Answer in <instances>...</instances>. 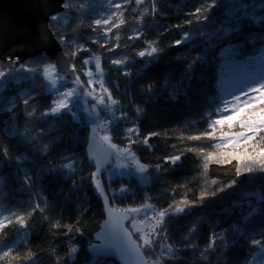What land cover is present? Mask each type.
I'll list each match as a JSON object with an SVG mask.
<instances>
[{
	"label": "trees",
	"instance_id": "1",
	"mask_svg": "<svg viewBox=\"0 0 264 264\" xmlns=\"http://www.w3.org/2000/svg\"><path fill=\"white\" fill-rule=\"evenodd\" d=\"M88 2L89 0H71L72 7L61 13L67 23H64V20L50 21V27L56 37L64 33L74 38L76 45H84L85 48L91 49L90 52H79L73 61L76 64L77 73L82 79L87 78L84 71L89 65H83L82 61L95 53L101 58L105 86L112 92L113 99L120 102L122 110L128 111L130 118L134 115V107L144 110V115L139 120L140 136L149 132H158L159 135L152 137L149 141L154 145L151 152L139 145L132 146L141 163L154 165L158 162L162 163L160 158L165 155L185 152L175 167L169 168L168 172H161L159 177L153 168H149L147 174L152 180L147 184L142 183L134 175L135 169L130 170L129 176L114 175L109 178L110 173L118 172L114 157L107 166L101 167L97 178L105 185L112 205L119 209L136 207L146 197H151L148 202L160 208H166L173 200L176 202L194 201L195 206L186 210L185 214L167 219L169 230L167 242L174 245L179 244V238L188 236L190 226L196 224L197 231L189 236L188 240L196 244L197 249H185L174 262L166 260L164 264H207L199 258V251L203 250L207 244L209 233L212 231L219 233L222 229H228L233 222L239 221L241 215L248 210L247 201L255 203V198L245 196V193H259L264 187V176L256 174L253 180H249L247 175L237 178L235 175L236 161L234 160L224 164L210 162L205 175L200 148H204L205 152L231 150L214 149L209 146L221 143L219 139L221 126H217V140L215 141L204 138L191 140L188 137L200 136L205 131H212L207 124L219 118L214 110L220 101H230L231 94H235L239 87L244 86L245 81L254 78L253 74L257 75V72L241 73L240 68L249 65L253 66L252 69L256 71L254 66L262 67L260 64L264 62V50L259 45L249 46L243 56L232 57L224 51L231 42L244 40L246 34L255 35L257 29L252 26L250 20H245L242 33L233 34L228 38H221L220 33L215 36L210 35L220 24L225 22L234 24V21L229 19V10L234 6L231 0H224L223 3L213 8L209 14L210 23L200 25L196 24V16L191 13H194L196 7L206 6L211 0H156L158 11L154 17L151 14L152 0H143L139 8L136 7L135 0H132L131 4L125 6L127 11L124 12L123 19L126 23L119 29H113L109 34L110 42L101 48L99 43H94L90 39L96 33L91 27L94 17L91 9L87 7ZM244 2L250 5L249 12L251 13V4L255 3V0H244ZM77 6H80L79 11ZM144 8H147L148 12L144 16L143 33L137 39L134 33L139 32L141 26L137 24L136 17ZM65 12L67 15H64ZM203 14L208 13L201 15ZM189 19L193 20L192 25L185 23ZM175 25H181V27L176 28ZM78 26H80L79 31H74ZM197 28L201 33L200 36L192 37L188 44L170 46L175 40L182 39L184 32H192ZM99 30L97 27L96 31L99 32ZM259 31L264 32V28ZM117 33H119L120 47L109 53L106 49L116 43ZM145 40L154 41V46L160 50L146 68L144 64L150 58H141L136 55V52L147 46ZM209 44H211L213 54L209 55L204 62L196 63L192 69L194 78L189 82L186 79L185 64L193 60L197 54L208 52ZM61 45L69 57L75 51L73 45ZM124 57L130 58L129 63L132 67L129 70L133 72L131 77L123 76L120 68L111 63V59H123ZM49 60L47 55H42L25 61L24 63L29 66L41 67L32 73H22L28 75L30 79L22 80L18 84L12 81L9 90L5 93L8 98L15 100L14 113L17 118L12 123L16 125L20 133H24L26 129H34V127L45 131L36 135L31 144L22 143L19 138L8 135L7 118L5 115H0V147H7L9 157L24 153V159L19 168L14 163H6L0 171V205L10 207L17 212V215L23 214L27 218V213L32 206L31 198L34 197L45 211L34 213L28 220L27 229H22L15 223L6 225L0 230V240L7 242L14 239L20 240V243L13 248L12 255L18 254L22 258L31 250L36 253L35 264H91L93 255L88 246L93 243L94 236L105 221L102 200L95 191V182L90 179V173L95 171V167L90 165L87 157L88 145L93 140L91 124L86 116L76 109L74 111H77L82 118L79 121L73 120L68 114L63 115L62 118L41 117V113L51 106L53 99L52 94L46 90V81L42 76V65ZM90 67L95 68L94 63ZM137 68L143 69L139 77L136 72ZM164 80L169 82L167 89L162 83ZM148 84L157 86L151 95H145L141 91ZM125 90L129 95L123 94ZM170 91L176 92L175 99L169 95ZM26 92L35 97V100L29 101L30 104L37 105L36 112L32 116H27L22 103V100L26 98ZM209 111L212 112L211 115ZM225 114H231V110ZM126 126L130 127L131 124ZM222 130L236 132L242 129L238 125L231 129L224 125ZM260 135L264 133H260L254 143L259 142ZM111 136L114 144L121 148L127 146V140L119 132L113 131ZM44 144H48L47 155L52 157L50 161L33 151L37 147L42 150ZM172 145L176 147L173 148ZM186 149L194 151H185ZM61 154L74 157L77 161L74 165L76 172L72 178L65 176L54 179L50 176L32 184L29 190V186L24 182L26 174L34 179L45 163L50 166L62 163ZM164 167L169 166L164 165ZM82 169L83 175H81ZM72 179L77 182L76 188H73ZM233 179L237 180L236 186L223 192L217 191ZM122 185H127L135 195L114 199L111 191ZM202 191L217 194L209 195L201 202L198 198ZM42 196L47 199V206L40 199ZM238 202L240 206H234ZM81 207L87 210L78 213L77 210ZM44 216L48 219L45 220ZM56 219H59L61 224L80 221L76 226L83 229V235L78 236L74 241L80 246L79 252L75 254L74 262L68 259V238L61 235L66 229L51 227ZM262 226H264V215H257L245 227L250 237L260 238L257 233ZM127 228L139 241V234L133 230L130 223L127 224ZM25 232L27 235H23ZM226 235L230 241H237V244L231 247L230 256L248 255L249 245L245 237L234 236L231 232ZM82 244L87 245V248H82ZM222 250L218 242L217 252ZM83 252H85V257L81 258ZM143 252L148 258L157 259L158 249ZM102 259L104 264H118L116 260L109 257ZM209 259L212 260V264H216L213 257L210 256ZM0 264L4 262L0 261ZM14 264H16L15 261ZM19 264H23L22 259ZM253 264L256 262L254 261Z\"/></svg>",
	"mask_w": 264,
	"mask_h": 264
},
{
	"label": "snow or ice",
	"instance_id": "2",
	"mask_svg": "<svg viewBox=\"0 0 264 264\" xmlns=\"http://www.w3.org/2000/svg\"><path fill=\"white\" fill-rule=\"evenodd\" d=\"M224 0H211L206 6L196 7L194 13L191 15L196 16V24H208L210 23L209 14L211 10ZM110 8L112 9L106 16L95 19L92 21L91 27L96 35L92 38V42L99 43L100 47L103 48L105 44L110 42L109 34L112 33L113 29H119L121 25H124L126 21L123 19L124 12L127 11L125 7L132 3V0H108ZM143 3V0H135L136 7L139 8ZM233 7L229 10V19L234 21L233 23L225 22L220 24L216 29L212 31L210 35L215 36L217 33L221 34V38H228L233 34L242 33L244 24L243 21L250 20L252 26L257 29L255 35L246 34V38L240 41H234L229 44V46L224 49L230 56H243L246 49L249 46L259 45L262 50H264V32H260L259 29L264 28V0H255V3L251 4L252 11L249 12L250 5L245 3L244 0H231ZM72 7L71 0H62L60 8L68 10ZM77 10H80V6H77ZM135 11V9H133ZM158 8L156 5V0H152V11L151 14L154 17L157 14ZM148 12L147 8H144L139 15L136 17V22L141 26L139 32H135V38H140L143 33V21L144 16ZM202 13H208L203 14ZM239 13V15H237ZM67 15V12L64 13ZM49 20L51 22H58L64 20V16L60 12H56L49 15ZM67 23V20H64ZM186 24L192 25L193 20L189 19L185 21ZM79 27L74 31H79ZM97 27H99V32H97ZM176 28H180L181 25H175ZM67 31V30H65ZM201 33L199 28L192 32H184L182 34V39H177L170 46H179L182 44H188L192 37L200 36ZM209 35V34H205ZM61 44L68 46H75V51L69 54L65 52L63 58L66 62L65 74H61L57 70V64L55 63H44L42 65L44 78L48 81L46 85L47 90L52 94L53 99L51 100V106L41 113V117H57L62 118L63 115L68 114L73 120L79 121L82 118L74 109L79 104L82 97L91 96L95 103L92 104L89 110V120L92 123V133L93 141L96 140L97 134L103 132L104 135L101 139L107 142L110 150L116 153V159L119 160L121 157L130 158L134 161L135 171L140 174V180L142 183H150L152 178L147 174L149 168H153L155 172L159 174L161 172H168L169 168L175 167L178 162L181 161L182 156L185 152L182 151L177 155H165L162 158V163L158 162L154 165L140 163L139 158L136 156L135 151H133V145H139L146 148L148 151H152L154 145L149 141L152 137L158 136V132H149L144 136H140V126L139 120L144 115V110L140 107H134V115L130 118L128 111L122 110L120 107V102L113 99L112 92L105 86L104 74L101 69L100 56L93 53L87 59L82 61V64L87 66L94 62V67L96 73L94 74L91 69L84 71V75L87 77V85L84 81L80 79V74L76 71V64L73 62L79 52H90L91 49L85 48L84 45H76L75 39L70 38L64 33H60L56 37ZM43 39V35L41 37ZM133 39V37H129ZM116 43L111 47L106 49L107 52L111 53L115 48L120 47L119 33L115 37ZM147 45L143 50L136 52V55L145 58H150L144 64V68L148 66L155 56L159 53V49L154 46V41L145 40ZM213 54L211 50V44H209V51L203 54H197L195 58L185 64L187 70L186 79L190 82L194 77L192 74V69L195 67L197 62H204L209 55ZM111 59V58H110ZM130 58L124 57L123 59H111V63L118 66L123 76L131 77L133 72L129 69L132 67L129 63ZM38 67H32L21 61L18 55L6 56L2 61H0V115H5L7 118L6 130L8 135L15 136L21 140L22 143L31 144L35 139L36 135L43 133L45 130L42 128L26 129L24 133H20L18 128L12 121L17 117L14 113L16 108L15 100L8 98L5 93L9 90L11 82L15 81L17 84L26 79H30L28 75H23L22 73H32L38 70ZM143 69L137 68L136 72L139 75L142 73ZM68 73L71 74L69 77ZM98 77V79H97ZM70 81L72 87H68L64 82ZM163 85L165 89L168 86V80H164ZM96 84L99 85V92L96 90ZM157 86L153 84H148L141 91L145 95H151ZM89 88L92 90L89 91ZM118 88V86H117ZM35 91V89H33ZM250 93L252 95H250ZM124 95H129L127 90L123 93ZM169 95L175 99L176 92L170 91ZM26 98L22 100L25 106V111L27 116H32L37 109L35 103L30 104V100H35V97L31 93H25ZM241 97H244L242 100ZM30 109V110H29ZM231 110V114H225ZM215 114L219 118L209 122L207 127L211 128L212 131H205L200 136H191L188 139L200 140L202 138L208 139L210 141L217 140V126H221L219 131V139L223 141L222 143H214L209 145L214 149H231L230 151H213L205 152L204 148H200L199 152L202 156V167L205 170V175L207 174V169L209 163L215 161L219 164L231 163L233 160L236 161L235 175L237 178L247 175L249 180L256 178V174H261L264 176V135H260L259 142L254 143L257 136L260 133H264V78L260 81L255 82V86L249 85L246 89L239 90L238 94H231V100H221L220 103L215 108ZM103 113V116H101ZM212 112L209 111V115ZM127 124H131L127 127ZM227 125L229 129L238 125L241 131H228L222 130L223 126ZM117 131L122 134L127 140L126 147H119L117 144L112 143L111 133ZM175 148V145H172ZM41 156H44L47 161L52 159L48 156V144H44L41 148L37 147L33 149ZM185 151H194L193 149H186ZM24 159V153L21 152L15 157H9L7 147H0V171L6 163H14L17 168H19L20 163ZM62 163H58L56 166H50L45 163V166L40 169L35 178L26 174L25 184L30 186L38 181H43L48 177L61 178L69 177L72 178L73 174L76 172V167L74 165L77 163L74 157L61 154ZM88 161L91 166L95 167V171L90 173V179L95 182V188L98 192L103 194V199L105 202L109 199V193L105 192L100 180L97 178L100 173V161L95 155H90ZM164 165H168L165 168ZM119 168L127 167V165L120 164ZM66 170V171H65ZM127 173H117L113 171L109 174V178L114 175H125ZM81 175H83V169L81 170ZM216 183V181H213ZM73 188L77 187V182L72 179ZM237 185V180L233 179L230 183H227L223 187L219 188L218 192L226 191L229 188H233ZM173 193L175 190H172ZM217 193H208L202 191L199 196V200L203 202L204 198L211 195L215 196ZM112 197L115 199L126 198L129 196H134L135 193L131 192V189L127 185H122L118 189L111 191ZM245 196L254 197L255 203L252 201H247L248 210L241 215L239 221L233 222L228 229H222L221 232L217 233L212 231L209 233L208 241L203 250L199 251V258L207 264H212V260L209 257H213L216 264H264V226L261 227L257 233L260 238L250 237V234L246 230V225H248L252 219L257 215H264V187L261 188L259 193L247 192ZM32 199V206L30 211L27 213V218L23 214L17 215V212L5 205H0V230H2L6 225H12L13 223L18 224L20 228L27 229L29 227L28 220L31 219L34 213L39 211L44 213L45 209L41 207L39 201L34 197ZM45 206H47V199L41 197ZM151 197H146L143 202H141L136 207H130L120 210L123 215L117 219H112L106 221V224L111 223L114 232H123L129 239L133 235L132 232L127 231L124 228L123 220H129L130 225L135 229L136 233L139 234V241L135 243V247L141 253L144 250H156L158 249L157 259L151 261H143V264H164L166 260H172L173 262L180 257L181 253L185 249H197V245L188 240L189 236L197 231V225L193 224L188 230V236H181L179 238L180 243L174 245L169 243L168 235L169 230L167 227V219L169 217H176L181 214H185L186 210L195 206L194 201L182 200L176 202L173 200L166 208L157 207L155 204L148 202ZM234 206H240L239 202ZM87 209L84 207L79 208L78 213L84 212ZM111 213V209H109ZM6 213V214H5ZM144 213L143 217L140 218V214ZM44 219H48L44 216ZM6 222V223H5ZM80 223L79 220L70 224H61L59 219L55 220V223L51 225L53 228H64L66 229L61 233L64 237L68 238L69 241V251L68 259L74 262L75 254L80 250V246L76 241L78 236L83 235V229L76 226ZM137 224L140 227H137ZM231 232L232 235L238 237H245L249 245L248 255L242 257H233L229 255L231 247L237 244V241L231 240L226 235ZM23 235H27L25 232ZM99 235V234H98ZM23 238V237H22ZM222 247V251L217 252V247ZM20 243V240H12L7 242L5 240H0V261L4 264H19L20 260H23V264H35L36 253L28 251V253L20 258L17 254L13 256V248L16 244ZM92 250L93 259L91 264H104L102 257L109 255L110 253L103 248V246H88ZM6 249V250H5ZM55 252V249H53ZM251 257V258H249Z\"/></svg>",
	"mask_w": 264,
	"mask_h": 264
},
{
	"label": "water",
	"instance_id": "3",
	"mask_svg": "<svg viewBox=\"0 0 264 264\" xmlns=\"http://www.w3.org/2000/svg\"><path fill=\"white\" fill-rule=\"evenodd\" d=\"M61 3L62 0H0V61L9 55L20 56L22 62L47 55L57 64V70L65 74V52L53 33L49 20L50 14L64 12L65 9L60 8ZM68 75L71 77L70 73ZM113 154L99 138L91 140L87 148V157L95 155L100 161V167L107 166ZM100 182L107 192L103 182ZM95 191L102 200L105 221L91 245L103 246L110 253L105 257L116 260L118 264H143V261L155 260L136 249L135 243L138 241L134 234L129 239L123 232H114L111 223L106 224L110 216L112 219L121 217L122 209L114 207L110 199L105 202L103 194L96 188ZM109 209L112 210L111 213ZM128 223L129 220H123L124 228L132 232L127 228ZM90 251L92 253L91 249Z\"/></svg>",
	"mask_w": 264,
	"mask_h": 264
},
{
	"label": "rangeland",
	"instance_id": "4",
	"mask_svg": "<svg viewBox=\"0 0 264 264\" xmlns=\"http://www.w3.org/2000/svg\"><path fill=\"white\" fill-rule=\"evenodd\" d=\"M114 2H115V0H114ZM89 9H91V12H92V14H93V17H94V20L95 19H98V18H101V17H103V16H106L112 9L110 8V5H109V3H108V0H89V2H88V6H87ZM88 57H86L85 59H87ZM47 63H54L51 59L47 62ZM94 63V62H93ZM93 63H90L89 64V67H88V69H91L92 71H93V73L95 72V68H91L90 67V65L91 64H93ZM100 64H101V69H102V71H103V68H102V62H101V59H100ZM262 67H259V66H254V67H256V71H254V69H252V67L253 66H243V67H241L240 68V70H241V73H251V72H257V75L256 74H253V75H255V77L254 78H252V79H248V81H245V83H244V86H241V87H239V89L237 90V92L235 93V94H238L239 93V90H241V89H246L249 85H253V86H255V82L256 81H260L262 78H264V62L262 61L261 62V64H260ZM238 73H239V71H238ZM240 74V73H239ZM63 75V74H62ZM252 75V76H253ZM42 76L44 77V75H43V72H42ZM45 79V78H44ZM80 79L82 80V81H84V83H85V85H87V78L86 79H82L81 77H80ZM45 81H46V85L48 84V81L45 79ZM249 81H251V82H249ZM68 87H72V85H71V83H70V81H65L64 82ZM46 90H47V88H46ZM92 89L91 88H89V91H91ZM96 90H97V92H99V85L98 84H96ZM47 92H49L48 90H47ZM50 93V92H49ZM250 95H252L251 93H250ZM241 99L243 100L244 99V97H241ZM93 103H95V101H94V99L91 97V96H87V97H82L81 99H80V101H79V104L77 105V107L75 108L78 112H82L83 114H84V116H86V119L90 122V120H89V110L91 109V106H92V104ZM103 115V113H101V116ZM90 124H91V132H92V127H93V125H92V123L90 122ZM92 135H93V133H92ZM103 137V136H102ZM223 141H221V143H222ZM107 143V142H106ZM113 143V142H112ZM107 146H108V144H106ZM113 153L115 154V152L113 151ZM114 157V163L118 166V165H120V164H123V165H127V167H124V168H119L118 167V169H117V173H127V174H125V175H121V176H129L130 174H131V171L130 170H133V169H130V167H132V166H134V161H132L130 158H126V157H121V159H119V160H117L116 158H115V156H113ZM112 157V158H113ZM140 161V160H139ZM141 163V162H140ZM134 175L136 176V177H138L139 179H140V174L139 173H137L136 171H135V173H134ZM6 214V213H5ZM143 215H144V213H141L140 214V218H142L143 217ZM6 223V222H5ZM131 226V225H130ZM137 227H140V225L139 224H137ZM134 231H135V229H133ZM136 232V231H135ZM82 248H84V249H86L87 248V245H85V244H82ZM85 257V252H83L82 254H81V258H84Z\"/></svg>",
	"mask_w": 264,
	"mask_h": 264
},
{
	"label": "built area",
	"instance_id": "5",
	"mask_svg": "<svg viewBox=\"0 0 264 264\" xmlns=\"http://www.w3.org/2000/svg\"><path fill=\"white\" fill-rule=\"evenodd\" d=\"M96 73V71L94 72V74ZM97 79H98V77H97ZM104 82H105V76H104ZM104 135V133L103 132H99L98 134H97V138H99V139H101V137ZM102 140V139H101ZM113 156H115V158H116V153L115 154H113ZM130 169H135V167L134 166H132V167H130Z\"/></svg>",
	"mask_w": 264,
	"mask_h": 264
}]
</instances>
